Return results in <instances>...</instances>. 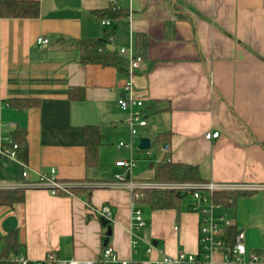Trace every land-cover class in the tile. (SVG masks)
Listing matches in <instances>:
<instances>
[{
    "label": "crops",
    "instance_id": "crops-1",
    "mask_svg": "<svg viewBox=\"0 0 264 264\" xmlns=\"http://www.w3.org/2000/svg\"><path fill=\"white\" fill-rule=\"evenodd\" d=\"M38 1L36 17H0V188L25 192L23 201L0 205V237L16 230L22 256L36 264H46L49 253L60 260L98 259L107 225L95 209L108 205V245L120 259L158 264L184 251L205 264H233L222 252L208 258L200 252L193 195L184 204L182 195L178 208L153 209L110 184L124 171L116 161L126 148L132 154V147L118 146L131 140L129 113L118 99L131 77L147 113L139 137H149L151 147L160 144L159 162L196 165L201 182L264 186V0ZM112 6L126 13L104 25L94 10ZM104 33L128 64L130 49L142 57L134 73L81 62L78 40ZM38 37L49 41L40 44ZM13 97L38 103L20 110L10 103ZM88 124L104 134L97 166L85 163ZM17 128L26 131L23 158L3 153ZM214 130L220 136L206 138ZM160 133L168 134L166 142L155 141ZM52 167L60 180L78 183L71 193L30 184ZM251 190L229 206L211 199L219 204L216 213L244 233L248 251L264 255V188ZM136 209L145 222L139 228Z\"/></svg>",
    "mask_w": 264,
    "mask_h": 264
},
{
    "label": "built area",
    "instance_id": "built-area-1",
    "mask_svg": "<svg viewBox=\"0 0 264 264\" xmlns=\"http://www.w3.org/2000/svg\"><path fill=\"white\" fill-rule=\"evenodd\" d=\"M104 25L110 24V19H102ZM49 39L46 37H38L37 42L40 44L48 43ZM121 53H126L127 49L121 47ZM142 57L137 55L133 49H130L129 58V71L130 74L140 66ZM122 90L124 96L119 97L118 104L121 109L129 113V128L131 140L128 142L121 141L118 143L119 147L129 146L132 147L135 139L139 138L141 127L147 125V113L145 107V100L140 95L135 94V86L131 77L125 80ZM206 138L214 139L220 136V131H207ZM11 146L5 147L3 153L10 157H17L18 143L10 140ZM167 149V148H166ZM149 153V152H148ZM118 167L124 169L123 172H118L114 175L111 185L125 187L130 190L134 199L139 198L141 193L139 188L143 187H159V188H173L180 192H192L196 200V205L193 207L200 212L199 219V245L200 252L205 258L210 257L213 253L222 252L224 258L233 264H264V255L256 251H248L243 239L244 233L239 231L235 236V241L229 245L226 240L225 231L227 227L232 225V222L227 219L224 214L216 213L219 204L211 199L214 190H238V189H256L264 188V186L242 187L234 184H216L213 182H178L166 183L155 181L137 182L131 176L132 169L135 167V159H120L116 161ZM29 173L25 165L23 176ZM38 187L49 189L52 193L64 191V193H71L70 188L78 183H68L59 179L56 168L52 167L49 171H41L34 182H31ZM25 184V185H30ZM96 214L102 219L110 223L113 220L111 208L108 205H103L95 209ZM134 219L137 227L145 224L141 211L136 209L134 212ZM14 260L22 264H26L28 259L24 256L14 257ZM47 261L56 262L57 264H100V263H118V264H131L130 260L120 259L112 246H105L102 255L98 259L89 260H60L57 259L54 253H49L46 257ZM205 264L206 262L197 257L196 254L186 253L179 251L176 255L165 256L158 264Z\"/></svg>",
    "mask_w": 264,
    "mask_h": 264
},
{
    "label": "trees",
    "instance_id": "trees-1",
    "mask_svg": "<svg viewBox=\"0 0 264 264\" xmlns=\"http://www.w3.org/2000/svg\"><path fill=\"white\" fill-rule=\"evenodd\" d=\"M40 3L38 0H0V17H24L31 18L39 15ZM102 18L117 19L125 15L124 8L112 6L107 9L94 10ZM140 36V35H139ZM111 34L104 33L96 38H82L78 40L80 45V60L83 64L100 63L104 66H115L123 72H127L128 61L111 45ZM76 93V94H75ZM77 92L70 89V98H75ZM83 97V94L78 96ZM10 103L18 109H25L36 105L38 102L29 97H13ZM167 133H160L155 141L166 142ZM12 142L18 143L17 154L19 157L27 155L26 131L17 128L12 132ZM104 142V134L99 125L88 124L85 127V163L87 166H97L99 163L100 148ZM11 143L8 145L10 146ZM150 181L178 183V182H201L204 178L200 175L198 167L189 163L177 162L164 158L157 164V171ZM141 201L147 202L153 209L178 208L181 202L183 192H178L173 188L143 187L138 189ZM77 192V191H76ZM255 190H214L212 198L214 201L229 206L233 204L236 198L241 194H252ZM25 196L22 187L0 188V205L12 206L15 203L23 201ZM235 226L227 229V243L232 245L235 236L238 233ZM24 254L22 244L18 239L16 230L8 232L0 237V264H22L14 260ZM51 261H45L46 264ZM26 264H36L28 260ZM50 264H57L51 262ZM104 264V263H102ZM117 264V263H115ZM131 264H144L140 261L131 262Z\"/></svg>",
    "mask_w": 264,
    "mask_h": 264
},
{
    "label": "rangeland",
    "instance_id": "rangeland-1",
    "mask_svg": "<svg viewBox=\"0 0 264 264\" xmlns=\"http://www.w3.org/2000/svg\"><path fill=\"white\" fill-rule=\"evenodd\" d=\"M129 139L130 137L127 140ZM119 141L120 140L118 139L115 142L117 143ZM125 147H123V149H125ZM159 147L160 144L155 143L150 149L141 150L138 147V138H137L134 142V145L132 146V154L130 153L131 152L130 148H126L128 150V154L122 155V158L130 159L131 156L134 157L136 163L135 167L132 170V178H134V180H136L137 182H143L146 181L148 178H151V176L152 177L155 176L157 164L159 162L158 159ZM151 163H154V165L151 166ZM182 195H183L182 196L183 204L192 198V194L190 192H183ZM109 264H115V263H109Z\"/></svg>",
    "mask_w": 264,
    "mask_h": 264
},
{
    "label": "water",
    "instance_id": "water-1",
    "mask_svg": "<svg viewBox=\"0 0 264 264\" xmlns=\"http://www.w3.org/2000/svg\"><path fill=\"white\" fill-rule=\"evenodd\" d=\"M121 96H124V93H121ZM138 147L142 150L149 149L151 147V139L149 137H139ZM153 163H151V166ZM103 224L107 225L106 239L104 240V246L108 245L109 236L112 234V225L108 223L107 220H103Z\"/></svg>",
    "mask_w": 264,
    "mask_h": 264
}]
</instances>
